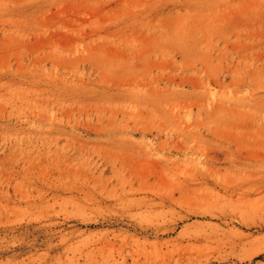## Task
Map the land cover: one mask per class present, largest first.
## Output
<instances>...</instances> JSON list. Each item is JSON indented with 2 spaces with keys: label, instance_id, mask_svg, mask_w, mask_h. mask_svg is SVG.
Returning <instances> with one entry per match:
<instances>
[{
  "label": "rangeland",
  "instance_id": "1",
  "mask_svg": "<svg viewBox=\"0 0 264 264\" xmlns=\"http://www.w3.org/2000/svg\"><path fill=\"white\" fill-rule=\"evenodd\" d=\"M0 264H264V0H0Z\"/></svg>",
  "mask_w": 264,
  "mask_h": 264
},
{
  "label": "bare ground",
  "instance_id": "2",
  "mask_svg": "<svg viewBox=\"0 0 264 264\" xmlns=\"http://www.w3.org/2000/svg\"><path fill=\"white\" fill-rule=\"evenodd\" d=\"M216 153V152H215ZM218 156V155H217ZM216 157V156H215Z\"/></svg>",
  "mask_w": 264,
  "mask_h": 264
}]
</instances>
